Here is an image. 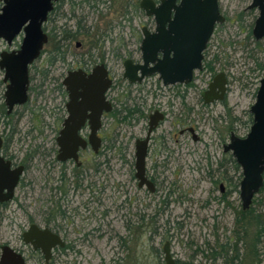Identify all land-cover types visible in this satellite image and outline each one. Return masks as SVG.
Returning <instances> with one entry per match:
<instances>
[{
	"label": "flooded vegetation",
	"instance_id": "1",
	"mask_svg": "<svg viewBox=\"0 0 264 264\" xmlns=\"http://www.w3.org/2000/svg\"><path fill=\"white\" fill-rule=\"evenodd\" d=\"M95 1L107 3L105 0ZM141 1L139 3L131 1L128 4L135 11L146 15L145 10L141 7ZM154 1L159 4L161 0ZM246 1H250V3L241 8L235 15L238 28L233 39L222 40L223 43L219 45V51L210 54L215 35L224 30L225 24L230 21V17L222 8L221 0H218L219 9L225 20L216 24L213 35L204 51L202 69L196 70L192 81L188 83L176 82L166 85L160 78L159 73L146 75L141 81L136 79L134 82L125 77V62L127 60L131 59L134 64H143L140 49L144 38L143 28L147 27L150 32H154L157 28L155 17L147 15L149 23L142 26L141 30L142 37L138 48L140 56H132L133 53L129 50H125L124 53L121 49H117L115 52V56L121 60L123 66L121 77L125 85L122 86L121 100L115 96V91H119L120 86H117L115 79L112 64L113 56L98 57L91 53L89 56H80L76 60H69V56H66L67 52L62 50L61 44L56 49L55 54L50 52L48 56V63L52 66L55 62H62V66H64L62 73L58 77H54L53 86L48 82L53 77L50 75H54V69L43 70L44 78L47 79L45 82V89H47L45 91H48L49 99L52 102L46 101L39 113L34 111L30 105L32 70L37 68L35 63L41 58V55L29 67L28 101L22 105H15L9 112L5 98L9 82L4 81L5 69L0 66V73L3 74V78L0 80V123L5 126L3 131L0 130L2 139L0 155L6 162H10L11 170L23 168L11 198L6 197L7 188H0V232L4 230V222L8 221L10 236H12V233L17 234V232H20L18 236L23 242L22 247H17L9 239L4 241L0 235V264L7 260L10 264L14 262L11 257L9 258L7 254H4L5 247L22 255L25 264H31V262L36 264H79L82 260L79 256L84 251H96L97 247L98 253L104 250L102 246L96 243L97 238L103 235H108L110 240L116 237L118 246L123 248L125 246L124 239L123 236H120L117 228L114 227V220L106 218L112 211V208L107 206L106 199L108 197L107 189L111 187V181L113 180L115 163H121L118 167H129V179L132 181L125 182L126 191H128L126 195L131 193L134 186L137 189L133 195L126 196L122 203L129 215L128 223L131 221L130 217H136L137 221L142 222L141 220H144L147 216V207L152 208V206L154 213L148 215L157 220L173 208L172 204L175 203V199L173 197V180L170 179V175L173 174L177 178L178 173L180 174L190 167L188 158L192 153L193 143L206 144L202 156L204 155V161L207 162V174L213 178L216 173L219 174L218 180H213L219 191L216 199L220 202H226L234 197L237 202V210L233 219L237 259L241 260V252L243 251L246 258L251 256L257 262L256 260L260 257L258 244L261 243L262 237H264V229L258 236L256 222L253 217L260 213V220L263 221L262 225L264 226V211L262 208L264 203L258 197L264 191V184L259 192L254 195L251 204L244 208L241 198L242 167L235 158L233 151L226 150L233 136L244 138L250 132L255 122L252 107L257 101L261 82L264 78V35L258 37L254 31L256 22L261 16V8L259 5L252 6L254 0ZM74 2V0H69V2L68 0H56L54 2V8L44 24L48 42L50 35H53V33L47 30V25L49 21H55L53 15L58 13L57 16L68 17L71 20L76 16L74 11L76 7L84 8L83 1ZM67 3L70 6L74 4L70 15L65 10ZM3 6L4 3L0 0V12ZM85 21H87V17L80 16L76 21V28L78 29L81 23H85ZM69 29V31H63V33L67 32V35H64V40L75 36V33L73 35L69 34L71 28ZM21 38L23 41V32L13 40L11 45L4 39H0V61L1 53L4 51L19 50L22 42L17 43V41ZM225 41H229L228 45L232 48H225ZM3 44H6V46L1 47ZM76 45L80 47L81 43L78 42ZM43 52L44 49L42 54ZM158 57L162 58L163 56L159 53ZM76 63L77 65H75ZM98 66H103V69L99 71L101 75H104L101 86L109 83L104 91V99L107 103H110L111 110H103L99 121H97V109L94 111L91 109L84 110L83 98L79 95L77 105H74L77 114L80 110L78 118L75 119L76 123L73 124L70 121L68 127H66L71 115L68 106L71 103V98L65 84L66 79L71 72L75 71L83 72L84 78L88 79ZM241 66L244 67V72L243 70L240 71ZM200 74H202L201 78L203 75L205 76L203 82L207 81L206 85L196 84ZM140 76L141 70L138 71L137 77ZM218 76H222L224 84L222 88L217 87L211 93L210 85ZM81 78V76H77V78H70L69 81L75 84L80 82ZM238 84L241 89L240 93L243 92V94L249 95L253 99L249 109L244 112L246 114L245 120L238 114L237 110L241 101L237 100L233 105L229 104L231 96L238 88ZM82 91V88L77 90L79 94ZM217 106L221 107V112L216 118L218 122L220 121V126H214L213 130L217 131L212 136L214 142L212 144L208 143L207 146V143H205L207 132L204 126L207 117H209L208 111ZM3 107L6 109V116L1 113ZM27 114L31 115L30 121L35 123L34 126L41 130V141L36 140L37 138L33 136V128L26 130V132L23 130L21 121ZM212 118L215 119L214 116ZM36 122L39 124H36ZM241 124L247 125L245 135L240 134ZM114 129H121V131L117 132ZM137 129L138 132H136ZM63 131L65 134H63ZM30 135L31 139L29 141ZM59 138H62L61 144ZM76 138H79L80 141L76 142ZM16 141H19L20 144L17 150L14 151L12 144ZM141 144H146L145 177L151 182L152 189L146 182L140 184L141 181L136 176V153L138 146ZM75 146L77 147L75 151L76 158L70 155ZM211 146L215 150L211 151ZM218 149L220 154L216 152ZM37 158H40L44 164L46 208L42 214H39V217H41L39 221L29 211L32 206L30 202L24 204L23 217L26 221L21 223L17 217L18 213L11 207L14 202H17L19 208L24 210L22 202H18L19 194L23 192L25 199L32 196L35 189V178L30 175L33 174L32 171L37 164ZM215 162L217 164L214 165ZM226 162H231L237 171L233 176L228 174ZM208 165L211 166L210 169H208ZM86 194L91 195L88 200L77 202L78 195L83 198ZM145 197L149 198L148 203L144 201ZM93 204L97 205L95 213H90V216H87V210ZM261 204L263 205L259 206ZM104 205H106L105 210H103L104 213L101 216H96V213L100 212ZM136 207L137 212L134 213ZM19 215L21 216V214ZM97 220L99 221L98 225L93 226V222ZM32 225H36L41 230H49L61 240V243L56 244L49 242V244H52H50L51 247L47 256L42 248H35L32 243H26L24 240V234L30 230ZM140 226L142 225L139 224L137 227L140 228ZM155 232H158V230H155ZM167 242H169L171 250V242L167 240L163 245V252ZM261 255L263 259L260 257L258 260L264 263V252ZM71 256L74 257L71 258ZM173 258L175 259L174 256ZM175 261L179 264L176 259ZM164 264H166L165 253Z\"/></svg>",
	"mask_w": 264,
	"mask_h": 264
},
{
	"label": "rangeland",
	"instance_id": "2",
	"mask_svg": "<svg viewBox=\"0 0 264 264\" xmlns=\"http://www.w3.org/2000/svg\"><path fill=\"white\" fill-rule=\"evenodd\" d=\"M74 1H83L84 8L81 9L76 7L74 10L76 16L71 20H69L68 17L57 16L59 15L58 13L53 15L55 21H49L47 25V30L53 33V35H50L49 42L45 45L41 58L35 63L37 68L32 70L33 80L31 82L32 92L30 96V105L37 113L41 112L40 109L46 101L52 102V100L49 99L48 91H45L47 89H45V82L47 79L46 77L44 78L45 75H43V70L45 71V69L48 68L54 69V75H50L53 77L48 82L51 86H53L55 82L53 81L54 77H58L63 71L64 66H62V62H55L54 66L48 63L50 52H54L52 54H55L56 49L61 44L62 50L67 52L66 56H69V60H76L80 56H89L91 53L98 57L113 56L112 64L115 71V79L117 81V86H120L119 91H115V96L117 99L120 98V100L122 98V86L125 84L121 77L123 72L122 62L115 56V52L117 49H121L124 53L129 50L133 53L132 56H140L138 48L140 46V38L142 37L141 30L142 26L149 23V19L144 13L135 11L134 8H131L128 4V2L131 1L139 3L140 0H105L107 2L105 4L96 2L95 0ZM249 3L250 1L246 0H221L222 8L230 17V21H227L224 30L215 35L212 41L210 54L219 51V45L223 43L222 40L233 39L238 28L235 15L241 8ZM73 5L71 4L70 6L68 3L66 5L65 10L69 15L72 14L71 8ZM80 16H86L87 21H85V23L82 22L77 29L76 21ZM69 28H71L70 33H75V36L71 39L64 40V35H67V32L63 33V31H69ZM21 42L22 38L18 39L17 43ZM78 42L81 43L80 47L76 45ZM228 42L229 41L224 42V47L230 49L232 46L230 47ZM4 46H6V44H3L1 47ZM75 65H77V63ZM242 70L244 72L243 66H241L240 71ZM201 76L202 74H200V78ZM2 78L3 74L0 73V80ZM200 78L198 77L196 84L206 85L207 81L203 82L205 76L203 75V77ZM240 90L238 84V88L231 96L229 104L233 105L237 100L241 101L237 110L238 114L245 120L246 114L244 112L249 109L253 99L249 95L243 94V92L240 93ZM208 112L209 117H207L204 126L207 132L205 137L207 146L208 143L212 144V142H214L212 136H214V133H217L216 130H213L214 126H220V121L218 122L216 118L221 112V107L217 106L214 109H210ZM30 116V114H27L22 119L21 126L25 132L33 128V136L37 138L36 140L41 141L42 132L39 128L34 126L35 123L30 121ZM213 116L215 119L212 118ZM36 124L39 123L36 122ZM241 125L240 134L245 135L247 133V125ZM3 129H5V126L3 123H0V130L3 131ZM114 130L116 131L117 129ZM120 131L121 129L117 130V132ZM136 132H138V129ZM30 139L31 135L29 136V141ZM19 144V141L12 144L14 151L17 150ZM205 148L206 144L204 143H193L192 153L188 158V165L190 167H188L186 171L180 174L178 173L177 178L173 174L170 175V179L173 180V197L175 203L172 204L173 208H171L170 211H167L157 220H155L153 216L148 215L154 213L152 206V208L147 207V216L144 220H141L142 222L137 221V219H135L136 217H130L131 221L128 223L129 215L126 207L122 206V203L126 196L133 195L135 193L134 191L137 189L134 186L131 193L126 195L128 191H126L127 187L125 182L130 180L129 167H118L121 163H115L113 180L111 181V187L107 189L108 197L106 199V204L112 208V211L106 218L108 220H114V227L117 228L120 236H123L125 246L123 248L119 247L116 237L110 240L108 235H103L97 238L96 243L102 246L104 250L98 253L97 247L96 251H84V253L79 256V258L82 259L79 264H164V252L162 248L167 240L171 242L173 256L179 264H262L263 261H259L258 259L262 257L261 254L264 252V237H262L261 243L258 244L260 257L256 260L257 262H255L251 256L246 258L243 251L241 252V260L237 259L233 221L237 210V202L234 200V197L226 202H220L216 199L217 195H219V191L213 180H218L219 174L216 173L214 178L207 174V162L204 161V155L202 156ZM210 149L211 151L215 150L213 146H211ZM216 152L220 154L219 149ZM215 164L217 163L215 162L214 165ZM210 168L211 166L208 165V169ZM226 170L231 176H233L236 171L231 162H226ZM32 173L33 174L30 176L35 178V189L32 192V196L25 199L23 192H21L19 194L20 198H18V202H22L24 210L19 208L17 202H14L11 207L18 213L17 217L21 223H25L26 221L23 217V211H25L24 204H29L30 202L32 206L29 211L32 212L31 214L34 215V218L39 221L41 220L39 214H42L43 210L46 208L47 196L46 188L44 187L46 184L44 164L40 158H37V164L33 168ZM202 176H204V178H202ZM176 182L177 185L175 186ZM79 194L81 195V193ZM80 195L77 197V202L86 201L91 196L90 194H86L82 198ZM258 197L261 198L264 203V191L259 194ZM151 200L152 202L154 201L153 198ZM144 201L148 203L149 198L145 197ZM262 205L263 204L259 206ZM96 208V204L91 205L90 209L87 210V216H90V213L94 214ZM105 208L106 205L101 208L100 212L96 213V216H101ZM262 208L264 211V205ZM136 210L137 207L134 213L137 212ZM131 213L133 212L131 211ZM19 214H21V216ZM98 223L99 221L97 220L91 224L97 226ZM137 224L142 226L139 228ZM3 229L0 235L4 241L9 239L14 246L22 247L23 242L18 236L20 232H17V234L12 233V236H10L8 221L4 222ZM155 230H158V232H155ZM73 257L74 256H71V258ZM117 261H119V263H117ZM31 264L36 263L31 262Z\"/></svg>",
	"mask_w": 264,
	"mask_h": 264
},
{
	"label": "water",
	"instance_id": "3",
	"mask_svg": "<svg viewBox=\"0 0 264 264\" xmlns=\"http://www.w3.org/2000/svg\"><path fill=\"white\" fill-rule=\"evenodd\" d=\"M1 1L4 6L0 12V39H4L11 45L21 32L24 33L19 50L1 53L0 66L5 69L4 81L9 82L5 98L10 112L15 105L25 104L29 99V67L42 55L44 46L48 42L44 24L56 0ZM258 5L261 8V16L256 22L254 31L260 37L264 35V0H254L252 6ZM141 7L147 16L155 17L157 28L154 32H150L147 27L143 28L144 38L140 46L143 64H134L131 59L127 60L125 77L134 82L136 79L141 81L146 75L159 73L166 85L192 81L194 72L202 69L204 51L216 24L225 20L219 9L218 0H161L159 4L154 0H142ZM159 53L163 56L162 58L158 57ZM102 69L103 66L95 68L88 79L84 78L81 71L71 72L66 79L65 84L71 98V103L68 105L71 115L66 127L70 121L73 124L76 123L75 119L78 118L80 110L77 114L74 105H77L79 95L83 98L84 110L97 109V121L103 110H111L110 103L104 99V91L109 83L101 86L104 75H101L99 71ZM139 70H141V76L137 77ZM77 76L82 77L80 82L73 84L69 81L70 78H77ZM223 84L222 76H218L210 85L211 93L217 87L222 88ZM79 88L83 90L80 94L77 92ZM95 105L98 107L96 108ZM252 112L255 114V122L248 135L244 138L233 136L226 147V150L233 151L242 167L241 198L244 208L251 204L254 195L264 184V78ZM63 134H65L64 131ZM62 138H59L60 144ZM75 140L80 141L79 138ZM1 146L0 137V150ZM73 149L70 155L76 158L77 147ZM145 154L146 144L139 145L136 153V176L140 179V184L146 182L152 189L151 182L145 177ZM22 170L23 168L11 170L10 162H6L0 155V188L8 189L7 198L13 196L14 187ZM24 240L26 243H32L35 248H42L46 256L52 244H49L50 241L53 244L61 243V240L49 230H41L36 225H32L24 234ZM164 253L166 264H177L172 256L169 242L165 245ZM4 254L14 260L13 264H25L22 255L7 247L4 248ZM2 264L10 263L7 260Z\"/></svg>",
	"mask_w": 264,
	"mask_h": 264
},
{
	"label": "trees",
	"instance_id": "4",
	"mask_svg": "<svg viewBox=\"0 0 264 264\" xmlns=\"http://www.w3.org/2000/svg\"><path fill=\"white\" fill-rule=\"evenodd\" d=\"M69 34L70 35H73L71 33H69ZM5 112H6V109H5V107H3L1 109L2 115L6 116V113ZM253 218L255 219V222H256L257 234H258V236H260L261 231L264 229V226L262 225L263 224V221L260 220L261 219V214L260 213H257Z\"/></svg>",
	"mask_w": 264,
	"mask_h": 264
}]
</instances>
